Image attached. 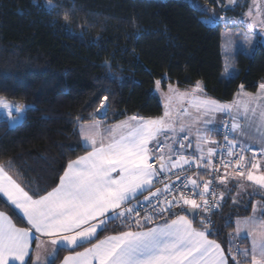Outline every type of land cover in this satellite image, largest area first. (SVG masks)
Masks as SVG:
<instances>
[{
    "label": "trees",
    "instance_id": "trees-1",
    "mask_svg": "<svg viewBox=\"0 0 264 264\" xmlns=\"http://www.w3.org/2000/svg\"><path fill=\"white\" fill-rule=\"evenodd\" d=\"M238 5L225 0H0V97L27 107L16 126L0 120V165L36 198L58 186L68 162L87 151L79 136L81 124L161 117L156 81L164 89L201 82L221 103H232L241 85L256 92L264 84L262 41L238 51L234 76L224 73L222 32L233 26L222 16L237 19L249 3ZM219 192V207L212 213L200 210L195 221L189 205H174L172 213L187 215L197 229L200 214L209 218L214 228L209 239L230 257L250 249L247 238L234 236L236 220L251 214L259 196L237 180L220 182ZM0 210L21 225L1 197ZM150 215L152 221L142 218L144 224L175 218ZM124 224L111 219L98 239L137 229L134 222ZM95 242L60 249L49 264H60L65 255Z\"/></svg>",
    "mask_w": 264,
    "mask_h": 264
},
{
    "label": "snow or ice",
    "instance_id": "snow-or-ice-1",
    "mask_svg": "<svg viewBox=\"0 0 264 264\" xmlns=\"http://www.w3.org/2000/svg\"><path fill=\"white\" fill-rule=\"evenodd\" d=\"M104 66L111 72L110 64L105 62ZM155 83L159 87L160 81ZM259 87L264 92V84ZM202 91L199 82L192 93H179L169 86L171 95L166 97V111L162 117L132 116L129 121L121 122L109 130L108 143L101 141L98 144L93 135H85V141L91 146V151L69 161L59 178L58 186L45 194H36V198L29 195L8 175L4 166L0 165V193L26 217L32 229L50 237L52 245L60 243L76 247L97 239V242L92 243L84 252H77L75 256L65 258L64 264H229V260L232 264H264V219L247 218L244 221V226L252 237L251 248L238 249L237 253L230 257L225 255L220 244L209 239L214 228L211 220L203 214H200L199 230L193 227V221L187 215L172 213L175 219L166 221L163 226L147 231L129 230L103 240L97 237V230L101 226L106 227L105 217L112 219L110 213H114L117 219L124 218L125 221L128 216L134 214L137 217L135 223L140 225L139 212L128 204L136 198L137 192L152 185L153 177L157 174L158 170L149 163L152 155L148 146L161 134L185 130L183 123L177 128V122L173 119L174 104H182L188 98L190 107L197 112L212 109L223 111L231 107L196 95ZM107 100L108 97L104 96L101 107L105 106L104 101ZM0 107L7 110L9 115L13 111H25L24 105H12L3 97H0ZM184 114H187L186 109ZM237 128L239 125L233 123L232 129ZM203 139L207 140V137ZM180 147L183 148L184 145L181 144ZM243 151L244 149L241 150L242 153ZM212 154L213 149H208V155ZM229 155H232L231 151ZM244 159L241 154L235 161L237 169L242 167L241 161ZM158 160L163 168L164 156H159ZM200 160H203V156ZM194 161L195 167L200 168L201 164L195 158L190 161L186 156L180 155L178 160L169 165V169H182L184 165ZM209 165L210 162H205L204 167ZM227 166L224 165L225 168ZM259 167V164H251L252 169ZM237 174L241 177L246 175L247 180L254 181L264 189V173L256 175L251 171H239ZM220 182L223 184L224 178H220ZM182 184H191L194 188L202 186L203 191L197 193L202 203L188 198L181 191L178 196L173 193L171 200L165 197L166 207L160 208V212L168 211L172 206H179L181 203L189 205L191 209H211L213 205L204 199V195L209 192L212 181H205L201 185L198 179L186 177ZM174 187L166 184L164 192L172 193ZM159 194V189L151 193L153 196ZM145 199L149 197L146 196ZM220 199H223V193ZM215 207H219V204L216 203ZM144 219L152 221L153 217L148 215ZM30 239L29 229L16 227L6 213L0 212V264H25Z\"/></svg>",
    "mask_w": 264,
    "mask_h": 264
},
{
    "label": "crops",
    "instance_id": "crops-1",
    "mask_svg": "<svg viewBox=\"0 0 264 264\" xmlns=\"http://www.w3.org/2000/svg\"><path fill=\"white\" fill-rule=\"evenodd\" d=\"M201 86H202L203 91L200 92L201 94H199V95L197 94V96H199L202 99L209 100V98H211V97L205 92L203 84H201ZM211 101H216V100L212 99ZM8 102L12 105H20V104H14L10 101H8ZM216 102L220 105H226L227 104V105L231 106L229 109L224 110L222 112V114L226 120L225 122H231L232 124L235 123V124L239 125V128L233 129V139L240 146L238 140L240 141V136L242 135V134H240L239 131L242 128L241 123H243V121H244L243 117L246 118L248 116L249 110H254L255 108L258 109L259 111L263 110V108H264V92L261 91L260 87L255 93L249 92V91L245 90L244 88H241L239 91V94L237 95V98L232 103H224L223 104V103L218 102V101H216ZM26 110H27V107L25 106V111H23V112L13 111L11 115H9L7 110H5V109H2L0 111H4L5 114H7V116H8L7 119L11 122V124L13 126H16L17 124H19L23 120ZM212 110L218 111L215 109H212ZM213 112H211L210 115L214 114ZM226 112H227V115L225 116ZM129 119H130V117H126V118L118 120L116 122L108 123L107 121L98 118V119H94L93 121H90L88 123L81 124L79 126V136H80L81 143H82L83 147L87 151H91V146L85 141V135H93L96 138L98 144L101 141H103L104 143H108L109 139H110L109 130L115 128L121 122L129 121ZM217 119H215V116H209V120L212 122V124L213 123L215 124ZM12 122H14V123H12ZM214 126L212 128H214ZM214 129H212L211 134L209 135L210 140L208 139V141L214 142V140H213ZM158 137L156 140L152 141L148 146L150 149V153L152 155V158L153 157L158 158L159 156L163 155L164 156L163 164H164V168L166 169V171L172 172V173L179 171L180 170L179 168L169 169V165L173 161L179 159V156H180L179 151L176 150L177 148L174 150V146L171 144H169L168 149L165 150V147L162 145L163 142L161 141L160 137L159 138ZM187 138L188 137H186V142H187V145H190V150L185 147L186 153L184 155L182 154L183 156H186L190 161H193L194 158L200 159L201 156H203V160L207 159L208 157L210 158V156L208 155V149H210L212 147V145H213L212 142L210 143L208 141H205L202 144H199L198 142L195 144V143H192L190 141V139H187ZM181 143L182 142L179 143V146L181 145ZM247 145H243L241 148L244 150H252L253 152H255V155L249 156L248 160L246 161L245 171L247 173L248 171L252 170V171H255L254 173H258L257 169L251 168V164L255 163V164L260 165L261 162L263 164L264 162L261 160L264 159V154L262 152H258L257 150L252 149L251 147H249ZM159 147H161V149L163 151H160V150L157 151V149ZM195 149L198 151V153L194 152ZM202 149H203V152L200 151ZM86 152L83 155H85ZM83 155H81V156H83ZM192 164H186V165H184V167L182 169H184L185 167H189ZM8 175L11 176V174H9V173H8ZM113 175L115 176L116 174L114 173ZM11 177L16 183H18L22 187V185L19 182H17V180L13 176H11ZM235 180H237V179H234V181ZM237 181H239L242 184L244 183V185H246V187L248 188V191L251 193V195H253V194L256 196L258 195L260 198L264 199V197H263L264 196V194H263L264 189H258L257 187H256L257 188L256 189L254 186L250 185V183L248 182V180L246 178V175L243 176V179L237 180ZM149 188H150V186H146L145 189H142L140 192H137L136 198H138L139 196H141L145 192H147V190ZM23 189L27 192V190L25 188H23ZM256 190H258L259 193H256L255 192ZM29 195H31V194L29 193ZM0 197L5 201V203L15 213V215H16L17 219L20 221L21 225L16 221V219L10 213L2 211V210H0V212L6 213L11 218L12 223L15 224L16 227L27 228L30 230L31 239L29 242L28 255L25 257V264H27V262L29 260L32 262V264H49L56 257V255L60 249H69L70 250V249H76L77 247H79V246L74 247V246H70V245L65 246L64 244H60V243H58L56 245H52L50 242L51 238L42 234V233L36 232L34 229H32L31 225L27 222L26 217H24L23 214L18 209H15V207L11 204V202L7 200L6 196H4L2 193H0ZM136 198L133 199L128 204L129 207L134 206L132 202H134V200H136ZM253 205H254V203H253ZM258 214H259V212L253 213V207H252V211H251V214L249 216L239 218L236 220V228H235L234 236H239L241 238H247L250 242V246L252 244V237L250 234L247 236V233H248L247 228L243 225H244V221L247 218H252L254 220L264 219V212L261 213L262 215H258ZM109 215L112 217V219L117 220L118 223H123V218L117 219L115 217L114 213H110ZM105 219L107 220V224L111 220V219H108L107 216L105 217ZM173 219H175V218H173ZM189 219L191 220V218H189ZM140 221H141V223L139 226H137V224L134 222L135 225L137 226V229L131 230V231H147L150 228H156L159 226H163L165 224V222H158V223H153V224L151 223L150 225H146V224H144V222H142V221H144L143 219H140ZM170 221H168V222H170ZM238 224H239L240 229L237 228ZM193 227H194V225H193ZM103 228H105V226H101V228H99L97 230V234ZM127 231H129V230H127ZM238 233L243 234V235H239ZM119 234H112L109 236H114V235H119ZM109 236H107V237H109ZM107 237H105L103 239H106ZM103 239H101V240H103ZM85 244H88V242H85L82 245H85ZM38 245H39V247H38ZM91 246H92V244L85 247L84 249H82L80 251H76L75 253L84 252L86 248H89ZM221 248H222V246H221ZM75 253H69V254L65 255V257L63 258V260L61 261L60 264H64L65 258H67L69 256H75ZM37 256H39V260H37ZM15 264H19V262H15ZM70 264H74V262H70Z\"/></svg>",
    "mask_w": 264,
    "mask_h": 264
},
{
    "label": "rangeland",
    "instance_id": "rangeland-1",
    "mask_svg": "<svg viewBox=\"0 0 264 264\" xmlns=\"http://www.w3.org/2000/svg\"><path fill=\"white\" fill-rule=\"evenodd\" d=\"M225 2L235 6H237L238 4L244 6L246 2L249 3L248 7L244 11V14L242 12L243 15H238L237 19L236 18L232 19L226 15L222 16L224 17L223 21L225 24L229 26H233L229 29L228 28L224 29L222 32V50L224 55V66H225L224 73L227 77L229 76L231 77L237 73L236 67H234V59L238 51L252 49L255 46V44H257L259 41H262V43H264V0H225ZM46 6L49 7V3H46ZM249 13H251V15H249ZM199 83L202 84L201 82ZM169 86L177 90L179 93H192L193 90L196 88L195 86V87H190L188 89H182L174 84H169L167 88L164 89L161 84H159V87H157L156 85L155 92L158 95L163 105V115L164 112L166 111V97L171 95V93L169 92ZM197 94L199 95L201 93L197 92L196 95ZM209 100L212 99L209 98ZM2 109L4 108L0 107V110ZM185 109L187 110V114H184ZM105 110L106 108L103 107L102 113H104ZM213 111L214 110H207V111L201 110L200 112H197L195 109L190 107L188 103V98H186L182 104H174L173 119L177 122V128H179L180 123H183L185 125V130L183 132H180L178 130L176 133H172L169 131L166 134H161L159 137L163 142L162 145L165 147V150H167L169 144H171L174 146V150L177 148L176 150L179 151V155L182 154L184 155L186 153L185 147L190 150V145H187L186 137H188L187 139H190L192 143L196 144L198 142L199 144H202L203 142L208 141V139L210 140L209 135L211 134V131L214 128H215L213 133L214 142L212 143L215 145V147H217L218 144L216 142L218 141L219 138L218 129L226 124L225 122L226 120L222 114L224 110L223 111L218 110L214 112ZM211 112H213L214 114L210 115ZM226 115L227 112L225 116ZM209 116H215V119L218 118L215 124L214 123L212 124V122L209 120ZM7 117L8 116L7 114H5L4 111H0V120L7 119ZM243 119L244 121L243 123H241L242 128L239 131L240 134L242 135L240 136V141L238 140L240 147L248 144L247 146L264 154V108L262 111H259L256 108L254 110H249L248 116L246 118L243 117ZM213 126L214 128H212ZM204 137H207V140H204L203 139ZM180 142H182L181 144L184 145L183 148H180L179 146ZM159 150L160 147L157 149V151ZM200 151L203 152V149ZM194 152L198 153L196 149L194 150ZM261 161L264 162V159H262ZM263 164L262 162L260 163L259 165L260 167L257 169L258 173H254L255 171L252 170L250 171L256 175L264 173ZM189 177L195 178L196 176L194 173H191L189 174ZM248 182L250 183V185L254 186L255 188L257 187L258 189H262L260 188L259 185L255 184L254 181L248 180ZM149 189L147 190V192L150 191ZM147 192H145L144 194H146ZM255 192L259 193L258 190H256ZM253 203H254L253 213L259 212L258 215H262L261 213L264 212V199L258 197L254 200ZM172 210L173 209L171 207V209L168 211H163V212L159 211L157 213L156 218H158V220L165 219L166 217L170 216V214H172L173 212ZM118 224H123L125 226H128L124 223H118ZM239 235H243V234H239ZM248 235L249 233H247V236ZM236 238L241 239V237L239 236H236ZM249 247L251 248V246Z\"/></svg>",
    "mask_w": 264,
    "mask_h": 264
},
{
    "label": "built area",
    "instance_id": "built-area-1",
    "mask_svg": "<svg viewBox=\"0 0 264 264\" xmlns=\"http://www.w3.org/2000/svg\"><path fill=\"white\" fill-rule=\"evenodd\" d=\"M232 125L233 124L231 122H226L225 125L218 129L219 138L216 142L218 145L214 149L211 159L202 161L195 159L200 162V168L195 167L194 161V163L190 165L189 168L187 167L183 170L172 173L166 171L164 167L161 168V162L158 160V158L153 157L149 163L158 171L156 176L153 177L152 185L149 189L150 191H148L143 196L136 198V200L132 202L134 206H131L135 211L139 212L138 218L141 219L150 214H157L160 208L166 206L164 204L165 197L171 200L173 193L178 196L181 191L188 198L196 199L198 203H202L200 196L197 195V193L203 191L202 186L194 188L191 184H188L187 186L182 184V181H184L186 177H189V174L191 173L195 174V178L198 179V182L201 185L205 181H212V184L209 185V192L205 193L204 199L208 200L209 204L213 206L208 211H206L204 207L199 208V212L200 210H204L206 213H212V209L215 207V204L217 203L220 196V178H224V181L243 179V177L239 176L237 173L239 171L245 172L246 161L250 155H255V152L252 150H244L242 153V148L236 143H232L234 141ZM226 136L227 139H225ZM230 151L232 152V155H229ZM241 154L245 157V159L241 161L242 167L237 169L235 166V161H237ZM205 162H210V165L208 167H204ZM224 165L228 166L225 168ZM166 184L175 186L172 193L164 192V187ZM158 189L160 190V194L158 196L151 195V193L157 192ZM146 196H148L149 199H145ZM136 218L137 217H135L134 214L130 215L126 218L127 221H125L123 218V223L128 221L135 222Z\"/></svg>",
    "mask_w": 264,
    "mask_h": 264
},
{
    "label": "water",
    "instance_id": "water-1",
    "mask_svg": "<svg viewBox=\"0 0 264 264\" xmlns=\"http://www.w3.org/2000/svg\"><path fill=\"white\" fill-rule=\"evenodd\" d=\"M187 212L193 221H195L199 215V209H191L190 207L188 208Z\"/></svg>",
    "mask_w": 264,
    "mask_h": 264
}]
</instances>
